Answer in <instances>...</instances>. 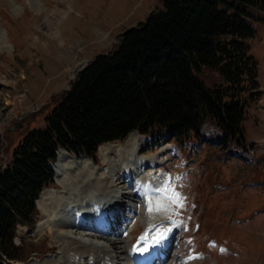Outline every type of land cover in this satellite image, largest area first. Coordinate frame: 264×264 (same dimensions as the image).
<instances>
[{"label": "rangeland", "instance_id": "obj_1", "mask_svg": "<svg viewBox=\"0 0 264 264\" xmlns=\"http://www.w3.org/2000/svg\"><path fill=\"white\" fill-rule=\"evenodd\" d=\"M161 4V0H0V168L10 161L13 146L22 133L44 124L45 113L59 101L61 92L68 87L76 71L97 52L110 49L119 33L145 19ZM256 25V35L248 41L258 59L259 90L244 121L246 139L250 141L245 158L233 147L234 153L227 158L206 162L202 160L206 152L202 151L199 157L188 161L187 167L179 159L175 144L166 142L146 150L143 146L146 137L137 132L131 134L132 147L138 155L135 156L145 163V170L138 175L142 180L140 197L143 194L155 204H145L144 213L148 215L136 220L134 236L144 227V222L146 227L147 218H163L165 221L161 224L164 226L185 220L188 227L183 229L184 235L178 239L175 250L204 251L201 259L179 263L169 257L167 264H264V22ZM212 130L209 123L202 128L204 134ZM126 141L127 138L116 141L119 143L100 145L97 150L99 164L93 169L98 172L93 174H89L90 163L85 165V158L73 156L76 160L65 163V175H57L58 181L54 180L52 184L54 187H46L41 197L63 198L61 203L66 201L68 206L74 199L75 205L82 206L81 199H91L93 194L112 197L115 190L107 179H115L118 163H121L117 152H123ZM258 159L261 161L256 162ZM215 175L221 183L210 184ZM172 179L176 180V189L170 187ZM245 181H256L258 185ZM188 196L196 198L198 203L187 217ZM140 197L132 200L136 211ZM216 199L222 203L212 213ZM132 201L125 199V202ZM37 207L34 229L29 230L23 225L17 228L15 241L23 244L26 256L14 264H64L66 260L73 264L71 253L83 247L71 239L83 238L76 229L72 232L59 230L60 226L53 224L69 208L66 210L61 205L56 209L58 213L49 214L39 202ZM157 208H161L160 215L159 211L153 212ZM196 214L203 219L204 227L189 240ZM243 217L248 219H238ZM226 218L230 219L228 223ZM170 228L180 230L172 226L163 231ZM205 232H211L212 237L227 248L218 250L217 243L206 241ZM97 255L100 257L95 260H82L88 264H104L102 251ZM91 259L92 263H89Z\"/></svg>", "mask_w": 264, "mask_h": 264}, {"label": "trees", "instance_id": "obj_2", "mask_svg": "<svg viewBox=\"0 0 264 264\" xmlns=\"http://www.w3.org/2000/svg\"><path fill=\"white\" fill-rule=\"evenodd\" d=\"M161 3L79 68L44 124L13 146L0 168V264L24 260L16 229L34 227L35 201L53 183L59 149L96 159L101 143L137 130L148 137L146 149L171 140L189 159L204 151L202 160L218 161L233 147L246 157L244 121L259 90L248 40L264 22V0ZM206 123L213 132H202ZM211 183L221 182L215 175ZM221 203L216 199L212 213Z\"/></svg>", "mask_w": 264, "mask_h": 264}, {"label": "bare ground", "instance_id": "obj_3", "mask_svg": "<svg viewBox=\"0 0 264 264\" xmlns=\"http://www.w3.org/2000/svg\"><path fill=\"white\" fill-rule=\"evenodd\" d=\"M135 132L136 131L130 132L128 134V136L124 138L123 141H125V139L127 138L125 148L122 149V151L124 153L121 152V150H119L117 152L118 157H120L119 161H121V163H118L117 168L119 170L116 174V177L114 176L115 179H112V180L107 179L108 180L107 182L111 185V187L114 188L115 194L112 197L109 196L107 198L102 197L103 196L102 194H100L102 196H100V195L97 196V194L96 195L93 194L91 199L90 198L87 200H85L86 198L81 199L82 200L81 204L83 207L84 206H90L93 203L92 200L95 203H99V200H100L104 203V205H106V206L108 205L111 208L112 213L117 215V217L115 218L116 223H117L119 218L122 219L119 221V225L115 227V228H117V227H119V228H117V229L113 228L114 237H111L113 235H111V233L109 231H106V232L99 231V230L96 231V229H93V227H92L93 224H89V223H86L85 225L75 224L74 220L70 219L65 214L63 216H60L58 221L56 219L55 222H53V224L57 223L55 226H58V225L60 226L59 230L63 229L65 231L72 232L73 229H76V231H78V234L81 235V238H83L81 240L71 239L73 243L80 244L83 247L82 250H78V251L73 250L74 252L71 253V256L74 257L73 258V262H74L73 264H88L86 260H84V262H83L82 259L88 258L90 260V258H94L93 260H95L97 256L100 257L97 254H99L101 251H102V257L104 258V262H103L104 264H130L129 263V253L133 250V246L135 244L133 242V244L131 245L132 239L123 234V231L125 229H127V224H128V222H126V219H124V217L125 216L129 217L128 212L129 211L131 212L132 210H133V214L135 213L134 215L138 216V218H141L142 216L148 215V214L144 213L145 204H143L142 200H140L139 209L137 211L134 210L132 206H130V207H128L129 211L126 213V211H127L126 205H129L130 202H125V199L128 198L131 201V200H134L135 197H139L138 190H139V186H140L139 183L140 182H139V176L138 175H139V173H141L142 171L145 170L144 169L145 163L140 162V159H138L136 157L138 155L136 154V151H134V147H132L133 136H131V134L135 133ZM111 143H118V142H109V143H106L103 145H108ZM100 153H101V151H100ZM127 154H130L132 157H128ZM102 156H103V154H102ZM81 157L85 158V160L83 161L85 165L90 163V165H88L89 168L91 169L89 174H93L92 172H94V173L98 172V170H96V171L93 170V169H97V166H95L91 162V160H89L88 157H86V156H81ZM75 158L73 157L72 154H70L69 152H67L65 150H61L58 153V157H57V160L55 163V169H56L55 179L56 180L58 179L57 175H58V177L63 176L67 172V168H66L67 164H65V163L69 162V161H73ZM103 158H106V157L104 156ZM102 175H103V173H102ZM111 177H112V175H111ZM103 182H104V180L100 181L99 185L101 186V183H103ZM44 191H45V189L41 192L37 202L40 203V206L43 207L45 212H47L49 214H53V212L58 213L56 209H58V207L61 205H62V208H64V209L66 208V210L68 208H70L69 207L70 205L68 206L66 201L63 204L61 203L63 201V198H61V199L56 198L55 199L53 197H49L47 199L46 196H45V198H44V196L41 197V195L43 194ZM45 194H46V192H45ZM104 196H106V195H104ZM40 198H41V200H40ZM70 198L74 199L76 197H70ZM73 201H76V200L74 199ZM156 203L158 204V202H156ZM73 205H75V203ZM94 205L96 206L97 211L101 213L98 205H96V204H94ZM151 205H155V204H151ZM71 207L74 208V206H71ZM78 207H79V205H78ZM157 211H159L158 212V214H159L161 212V208H157L153 212L155 213ZM47 213H45V214H47ZM54 215H57V214H54ZM158 219H159L158 216L156 217V219H151V220H148V218H147L146 226L152 225ZM143 222H144V220H143ZM123 224H125V227L121 230V225H123ZM144 224H145V222H144ZM129 227H130V229H129L127 235L133 236L131 234H132V231L134 229V226H131V224H130V226H128V228ZM177 231L174 230V228H170L169 230H166V231L162 230V232H160V235H162L164 237V240L160 244V248L162 247L163 244H166V248L160 249L162 252H168L169 250H173V248L175 246L174 241H175L176 236H177L176 235ZM106 236H108V237H106ZM76 239H79V238H76ZM64 250H66L67 252L71 251V250H67V248H64ZM158 251L159 250L155 251V253H157ZM95 252L97 253L96 255H95ZM90 255H93V257H90ZM179 261H180L179 263L184 262V261L182 262L181 260H179ZM185 263H187V262H185ZM64 264H70V263L66 260V261H64ZM162 264H167V263L163 262Z\"/></svg>", "mask_w": 264, "mask_h": 264}, {"label": "snow or ice", "instance_id": "obj_4", "mask_svg": "<svg viewBox=\"0 0 264 264\" xmlns=\"http://www.w3.org/2000/svg\"><path fill=\"white\" fill-rule=\"evenodd\" d=\"M151 210V209H150ZM223 251V250H222Z\"/></svg>", "mask_w": 264, "mask_h": 264}, {"label": "water", "instance_id": "obj_5", "mask_svg": "<svg viewBox=\"0 0 264 264\" xmlns=\"http://www.w3.org/2000/svg\"><path fill=\"white\" fill-rule=\"evenodd\" d=\"M18 124H20V123H18Z\"/></svg>", "mask_w": 264, "mask_h": 264}]
</instances>
